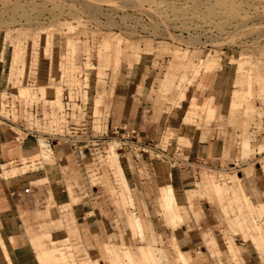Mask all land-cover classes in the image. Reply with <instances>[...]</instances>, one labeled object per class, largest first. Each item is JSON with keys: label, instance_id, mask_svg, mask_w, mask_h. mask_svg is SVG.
I'll return each mask as SVG.
<instances>
[{"label": "rangeland", "instance_id": "rangeland-1", "mask_svg": "<svg viewBox=\"0 0 264 264\" xmlns=\"http://www.w3.org/2000/svg\"><path fill=\"white\" fill-rule=\"evenodd\" d=\"M0 129L39 264H264V0H0Z\"/></svg>", "mask_w": 264, "mask_h": 264}, {"label": "crops", "instance_id": "crops-1", "mask_svg": "<svg viewBox=\"0 0 264 264\" xmlns=\"http://www.w3.org/2000/svg\"><path fill=\"white\" fill-rule=\"evenodd\" d=\"M12 142L9 134L0 129V163L3 148ZM169 182H172L171 175ZM17 190L18 185L12 182L4 183V186L0 183L3 194V198H0V264H39L36 252L24 233L23 223L16 214L17 204L8 201V196L12 197Z\"/></svg>", "mask_w": 264, "mask_h": 264}, {"label": "built area", "instance_id": "built-area-1", "mask_svg": "<svg viewBox=\"0 0 264 264\" xmlns=\"http://www.w3.org/2000/svg\"><path fill=\"white\" fill-rule=\"evenodd\" d=\"M49 146V145H48Z\"/></svg>", "mask_w": 264, "mask_h": 264}]
</instances>
